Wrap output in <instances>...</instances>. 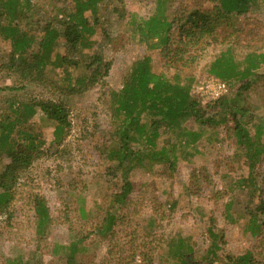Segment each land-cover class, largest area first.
<instances>
[{"label":"rangeland","instance_id":"374dc122","mask_svg":"<svg viewBox=\"0 0 264 264\" xmlns=\"http://www.w3.org/2000/svg\"><path fill=\"white\" fill-rule=\"evenodd\" d=\"M29 3L31 11L18 20L24 23L27 16H33V24L26 22L25 29L41 28L50 22L61 30L57 22L63 19L62 12L69 13L73 7V0H29ZM195 4L196 0H165L162 9L171 20L178 15V6H186L190 11ZM157 6L158 0L101 2L93 17L97 22L93 24L90 17L88 23L93 28L90 39L96 41L106 35L101 57L103 62H110V68L104 85L94 84L67 98L59 97L51 86L28 83L10 71L11 49L0 39V115L8 110L7 100L20 103L61 98L70 121L68 134L60 145L50 143L51 125L39 116L30 121L31 127L42 133L45 153L21 173L6 211L0 212V264H65L70 243H77L79 250L75 264H182L181 258L188 264H227L229 258L245 252L260 263V241L246 229L245 210L260 193L255 190L252 196V189L244 190L240 183L249 171L243 162L244 153L237 150L232 121L200 127L187 119L182 124L185 136L181 141L176 128H160L156 144L169 151L174 148V168L155 163L152 169L136 166L128 176L133 190L121 207L111 205L113 194L120 192L121 177L114 179L105 174L102 152L113 130L110 92L121 88L131 64L143 56L150 58L154 73L165 75L170 81L178 74L165 68L163 45L155 37L140 35L141 25L158 12ZM253 17L254 22L250 20L246 28L239 26L259 28L256 29L259 37L251 44L264 45V6ZM170 35L175 37L174 30ZM94 45V49L99 46ZM224 49L211 43L184 74L191 78L190 97L199 102L202 110H209L213 102L210 95L216 91L213 80L219 81L209 75L210 64ZM62 50L60 41L57 51ZM249 50H233L238 76L220 81L225 88L219 97L239 100L236 93L240 86L239 72L250 65L243 60ZM257 55L261 57H256L259 64L255 72L264 74V49ZM86 59L81 57L82 61ZM71 73L81 78L87 71L78 68ZM49 74L44 78L49 76L55 82L62 75L58 70ZM243 96L242 107L248 112L242 123H247L244 128L253 136L256 125L264 127V80ZM221 109L218 106L217 111ZM187 134H198V139L189 142L191 137ZM261 140L264 142V135ZM7 162V158L0 161V172ZM252 176L264 188L263 158L254 166ZM261 196L264 199V194ZM36 199L43 200L50 217L43 234L36 228ZM107 212L115 216L108 230Z\"/></svg>","mask_w":264,"mask_h":264},{"label":"trees","instance_id":"16d2710c","mask_svg":"<svg viewBox=\"0 0 264 264\" xmlns=\"http://www.w3.org/2000/svg\"><path fill=\"white\" fill-rule=\"evenodd\" d=\"M102 1L73 0L72 10L69 13L62 12L63 19L57 22L63 28L59 30L50 25V22L41 28L25 29L26 22L33 24V16H27L24 23H19L18 20L31 11L29 0H0V39L8 43L11 49L8 65L10 71L28 83L37 82L55 88L61 98L79 95L94 84L103 86L110 68V62H103L101 57L106 35L98 37L96 41L90 39L93 28L88 23L90 17L93 24L97 22L93 17ZM164 2L165 0H158V12L141 25L140 35L155 37L163 45L161 55L165 68L178 74L170 81L165 75L154 73L150 58L143 56L131 64L129 72L122 79L121 88L110 92L109 109L112 113L113 130L102 152L106 164L105 174L114 179H118V175L121 177L120 192L113 194L111 205L121 207V203L133 190L128 176L136 166L143 165L152 169V164L155 163L167 165L169 169L174 168V148L169 151L156 144L160 128H176L181 141L185 136L182 124L187 119L200 127H214L220 123L225 125L228 120L232 121L237 150L244 153L243 162L249 171L248 176L239 182L244 190L252 189V196L255 190L260 193L256 200L249 198L252 204L246 206L245 210L248 217L246 229L252 236H258L260 241L261 261L258 263L250 252H245L234 259L229 258L227 264H264V199L261 196L264 188L260 182V186H257L259 184H256L252 176L254 166L261 158L264 159V142L261 140L264 127L256 125L252 136L244 128L247 123H242L248 112L242 107L245 101L243 94L258 81L264 80V74L255 72L259 64L256 57H261L257 53L264 49V45L251 44L256 43L259 28L245 29L250 20L254 22L253 16L264 6V0H196L190 11L185 9L186 6H178V15L171 20L163 12ZM4 18L7 21H3ZM172 30L175 37L170 35ZM60 41H63V50L57 51ZM211 43L224 46L225 49L210 64V76L220 81L237 79L238 72L232 57L236 48L250 49L243 59L250 62V65L239 72L240 86L236 90L239 100L221 96L213 100L209 110H202L199 102L191 99V78L184 74L188 67L195 65L199 55ZM94 44L99 46L94 49ZM77 54L80 58H77ZM81 57L87 59L82 61ZM78 68L87 71L86 75L81 78L73 77L71 71ZM56 70L62 73L59 82L51 80L49 76L44 78ZM180 80L188 82L181 84ZM61 98L56 101L34 100L20 103L6 101L8 110L0 115V161L7 158L8 162L0 172V212L6 211L21 173L29 168L37 156L45 153L42 133L34 130L30 121L39 116L51 125L52 144L60 145L68 134L69 111ZM218 106L222 107L220 112L217 111ZM250 118L251 116L248 117ZM196 135H190L189 142H195L198 139ZM34 214L37 218V231L43 234L49 226L50 217L42 199H36ZM114 221L113 213L107 212L105 229H111ZM77 249V243H70L66 247L65 264H75L74 258L79 251ZM181 259L182 264H188Z\"/></svg>","mask_w":264,"mask_h":264},{"label":"built area","instance_id":"2783aa9c","mask_svg":"<svg viewBox=\"0 0 264 264\" xmlns=\"http://www.w3.org/2000/svg\"><path fill=\"white\" fill-rule=\"evenodd\" d=\"M216 83V91L214 92V94H211V98L213 100L217 99L219 97V95L224 91V85L222 84V82L217 81V80H213ZM215 98V99H214Z\"/></svg>","mask_w":264,"mask_h":264}]
</instances>
